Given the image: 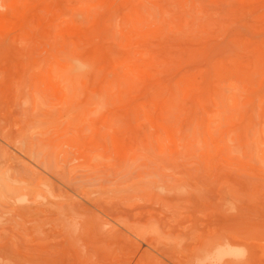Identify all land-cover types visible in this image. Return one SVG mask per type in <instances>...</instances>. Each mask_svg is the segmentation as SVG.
I'll use <instances>...</instances> for the list:
<instances>
[{
  "label": "rangeland",
  "instance_id": "obj_1",
  "mask_svg": "<svg viewBox=\"0 0 264 264\" xmlns=\"http://www.w3.org/2000/svg\"><path fill=\"white\" fill-rule=\"evenodd\" d=\"M0 264H264V0H0Z\"/></svg>",
  "mask_w": 264,
  "mask_h": 264
},
{
  "label": "bare ground",
  "instance_id": "obj_2",
  "mask_svg": "<svg viewBox=\"0 0 264 264\" xmlns=\"http://www.w3.org/2000/svg\"><path fill=\"white\" fill-rule=\"evenodd\" d=\"M78 61V60H77ZM80 62H81V60H80ZM76 77V76H75ZM74 77V78H75ZM74 82V81H73ZM233 253V252H232ZM234 254V253H233ZM215 256H228V252H226V251H219V252H217V253H215Z\"/></svg>",
  "mask_w": 264,
  "mask_h": 264
}]
</instances>
